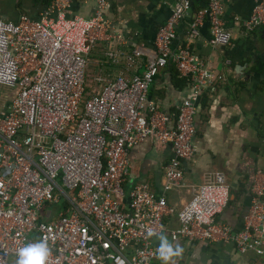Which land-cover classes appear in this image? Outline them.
I'll return each mask as SVG.
<instances>
[{
    "label": "built area",
    "instance_id": "built-area-1",
    "mask_svg": "<svg viewBox=\"0 0 264 264\" xmlns=\"http://www.w3.org/2000/svg\"><path fill=\"white\" fill-rule=\"evenodd\" d=\"M75 1L89 0H53L39 18L21 14L16 23L0 15V85L13 97L0 111V264H16L17 250L40 240L50 249L46 264H153L155 239L170 215L180 223L174 239L229 240L241 254L264 258V170L255 174L239 230L219 220L232 198L221 171L192 185V198L179 210L168 203L167 193L185 186L183 162L197 151L200 100L216 78L190 44L206 19L213 44H231L224 0H206L193 14L189 42L175 45L193 7V0H177L154 50L139 46L127 56L130 66L146 57L144 71L121 74L99 89L88 83L92 50L126 40L106 15L109 0H94L91 17L68 16ZM243 24L247 31L264 24V0H255ZM170 66L192 88L177 113L150 96ZM148 138L174 153L161 193L147 182L130 184V148Z\"/></svg>",
    "mask_w": 264,
    "mask_h": 264
},
{
    "label": "crops",
    "instance_id": "crops-1",
    "mask_svg": "<svg viewBox=\"0 0 264 264\" xmlns=\"http://www.w3.org/2000/svg\"><path fill=\"white\" fill-rule=\"evenodd\" d=\"M52 1L0 0V15L15 23L21 14L39 18ZM109 1L106 15L112 26L124 35L126 44L99 43L92 50L88 75L95 84L92 87L98 89L121 74L144 71L146 57H140L130 66L127 56L139 46L154 50L157 32L177 2ZM205 1L193 0L194 12L203 8ZM254 5L255 0H224L223 18L233 34L231 44H213L207 19L200 35L190 44L193 53L206 62L216 78L200 100L196 116L197 151L193 159L183 162L185 186L167 193L168 203L179 210L192 198V185L213 181L216 172H223L231 186L232 198L219 220L236 230L243 227L255 174L264 170V24L252 31H247L243 24L251 17ZM95 8L94 0L75 1L67 14L91 17ZM193 14L188 12L178 27L175 45L189 42ZM112 51L115 55H110ZM178 74L175 66L164 68L151 86V98L164 111L177 113L179 106L191 96V85L181 86ZM98 76L105 79L103 83L95 81ZM12 98L6 96L0 102V111ZM129 158L132 162L130 184L147 182L154 192L161 193L166 167L174 158L171 146L148 138L130 148ZM179 224L177 215L165 218L166 228L154 242L157 259L153 264H264L263 257L253 252L241 254L229 240L174 239L172 231Z\"/></svg>",
    "mask_w": 264,
    "mask_h": 264
},
{
    "label": "clouds",
    "instance_id": "clouds-1",
    "mask_svg": "<svg viewBox=\"0 0 264 264\" xmlns=\"http://www.w3.org/2000/svg\"><path fill=\"white\" fill-rule=\"evenodd\" d=\"M169 252L170 249H167ZM50 249L45 240L28 242L17 250L16 264H46Z\"/></svg>",
    "mask_w": 264,
    "mask_h": 264
},
{
    "label": "rangeland",
    "instance_id": "rangeland-1",
    "mask_svg": "<svg viewBox=\"0 0 264 264\" xmlns=\"http://www.w3.org/2000/svg\"><path fill=\"white\" fill-rule=\"evenodd\" d=\"M88 83L90 84V86H92V85L94 86L95 85L94 82H93V80H92V78H91V76L89 77V75H88ZM88 90L89 91H92L93 88L92 87H89ZM6 94H8V96H11L10 87L7 86V85H0V102L2 100L3 101L6 100ZM251 187H252V185H251Z\"/></svg>",
    "mask_w": 264,
    "mask_h": 264
},
{
    "label": "trees",
    "instance_id": "trees-1",
    "mask_svg": "<svg viewBox=\"0 0 264 264\" xmlns=\"http://www.w3.org/2000/svg\"><path fill=\"white\" fill-rule=\"evenodd\" d=\"M205 4H203V6L204 5H206V1L204 2ZM179 75V74H178ZM180 77V76H179ZM178 77V78H179ZM180 80L182 81V84H181V86H185V85H189V80L188 79H186V78H182V77H180ZM202 97H203V95H202ZM202 97H201V99H202Z\"/></svg>",
    "mask_w": 264,
    "mask_h": 264
},
{
    "label": "water",
    "instance_id": "water-1",
    "mask_svg": "<svg viewBox=\"0 0 264 264\" xmlns=\"http://www.w3.org/2000/svg\"><path fill=\"white\" fill-rule=\"evenodd\" d=\"M189 12L194 13V9H193V7L189 10Z\"/></svg>",
    "mask_w": 264,
    "mask_h": 264
}]
</instances>
